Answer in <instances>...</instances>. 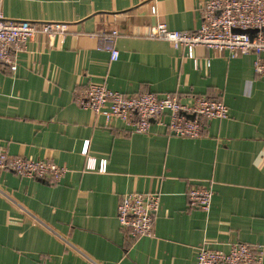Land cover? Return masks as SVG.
<instances>
[{"label":"crops","instance_id":"obj_1","mask_svg":"<svg viewBox=\"0 0 264 264\" xmlns=\"http://www.w3.org/2000/svg\"><path fill=\"white\" fill-rule=\"evenodd\" d=\"M208 1L0 3L9 19L68 25L65 36L36 34L16 70L0 63V145L67 168L57 182L0 173V264H196L202 245L264 249V74L255 72V56L199 45L189 57L148 36L158 23L196 30ZM92 83L170 93L188 105L206 96L230 115L203 119L197 137L172 135L154 121L136 133L76 104L75 92ZM90 158L97 169H87ZM192 187L214 192L209 211L189 206ZM131 191L161 196L152 237L133 238L119 223V201Z\"/></svg>","mask_w":264,"mask_h":264},{"label":"built area","instance_id":"obj_2","mask_svg":"<svg viewBox=\"0 0 264 264\" xmlns=\"http://www.w3.org/2000/svg\"><path fill=\"white\" fill-rule=\"evenodd\" d=\"M3 0H0V3ZM202 24L194 31L172 30L165 23L152 25L148 31L151 38L167 41L173 48H186L189 57L199 45L227 51L230 57L245 54L255 56L254 68L257 74H264V0H210L203 10ZM257 28L249 32L234 29ZM67 23L45 21L34 23L29 20L9 19L0 7V63L12 70L17 69V56L25 50L27 43L39 32L53 36L66 35ZM118 34L113 30L109 38ZM111 59L119 58V50L110 48ZM77 105L102 115L106 122L112 119L124 121L133 132H149L152 122L166 127L167 131L180 137H197L203 130V119H226L229 107L218 99L198 97L192 104H183L176 95L166 93L158 97L152 91L124 93L106 85L92 83L75 92ZM194 115L191 118L190 115ZM167 117V118H166ZM88 143L84 151L87 152ZM97 163L90 158L87 169H97ZM99 171L107 169L102 159ZM11 170L21 176L60 181L67 168L54 162L15 156L0 145V173ZM190 207L211 209L214 192L209 188L192 187L188 190ZM161 196L156 192L131 191L122 195L117 218L123 229L133 237L155 235V220L160 208ZM264 249L257 245L236 241L227 251L202 245L197 254L196 264H261Z\"/></svg>","mask_w":264,"mask_h":264},{"label":"water","instance_id":"obj_3","mask_svg":"<svg viewBox=\"0 0 264 264\" xmlns=\"http://www.w3.org/2000/svg\"><path fill=\"white\" fill-rule=\"evenodd\" d=\"M234 31L237 32H249L251 34L252 37H254V35L256 34V32H258L257 28H251V29H234ZM262 31L264 32V28H262ZM191 118H194V115H190Z\"/></svg>","mask_w":264,"mask_h":264},{"label":"rangeland","instance_id":"obj_4","mask_svg":"<svg viewBox=\"0 0 264 264\" xmlns=\"http://www.w3.org/2000/svg\"><path fill=\"white\" fill-rule=\"evenodd\" d=\"M23 51H24V50H23ZM21 52H22V51H21ZM21 52H20V53H21Z\"/></svg>","mask_w":264,"mask_h":264}]
</instances>
